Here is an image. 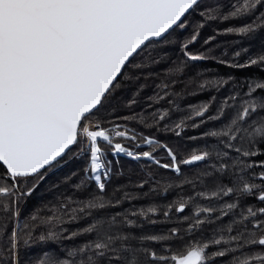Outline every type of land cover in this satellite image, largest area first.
Listing matches in <instances>:
<instances>
[{
	"label": "snow or ice",
	"instance_id": "1",
	"mask_svg": "<svg viewBox=\"0 0 264 264\" xmlns=\"http://www.w3.org/2000/svg\"><path fill=\"white\" fill-rule=\"evenodd\" d=\"M0 264H264V0H0Z\"/></svg>",
	"mask_w": 264,
	"mask_h": 264
}]
</instances>
